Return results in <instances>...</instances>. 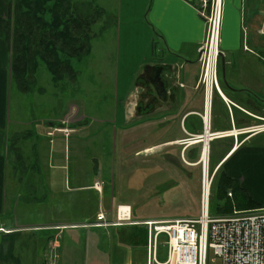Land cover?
I'll return each mask as SVG.
<instances>
[{"label": "crops", "instance_id": "obj_1", "mask_svg": "<svg viewBox=\"0 0 264 264\" xmlns=\"http://www.w3.org/2000/svg\"><path fill=\"white\" fill-rule=\"evenodd\" d=\"M9 2L10 0H0L1 15L7 12ZM105 2L106 0H83L73 10L82 16L95 17L91 25L93 31L107 10L114 13L112 17L116 27L112 32L115 29L117 32L118 29L119 33L115 40L114 54L118 70L117 89L122 96L120 103L127 105V111H123L128 119L130 114H134L135 120L150 116L136 114L137 95L145 88L143 79L150 65L160 62L174 65L175 70H167L166 74L170 76V86L178 87L175 91L171 88L173 101L164 102L163 108L156 111H167L176 106L178 134L165 141L166 143L172 145L176 142L181 145L178 142L181 139L200 133L202 116L208 109L210 132L240 130L261 124L260 121L264 119V0H223L220 49L224 55L219 57L218 64L224 96L216 90L211 93L209 89V101L208 91L206 93L205 85L201 83L202 67L199 61V47L206 42L208 32L207 22L200 11L201 0H117L116 7L113 8L107 7ZM70 3L72 5L71 0ZM222 57L225 59V70L222 67ZM70 60L75 69L74 61L81 62L83 57L80 59L78 56H70ZM246 61L249 65L245 64ZM41 65L45 66L42 63L38 69ZM46 70L51 82H54L47 67ZM37 71H30L32 80L28 90L22 89L19 84L23 94L27 91L34 96L31 84L37 80ZM76 72L78 73L77 70ZM77 73L71 77L76 78ZM120 76L123 77L122 81ZM10 80V45L0 38V264H48V250L53 245L56 255L58 253L57 237L62 229L106 227L100 225L102 221L109 226L121 225L123 222L120 220L128 218H118V207L128 209L124 206H130L132 215L133 205L128 202L117 203V219L110 221L108 216L114 209V195L108 192V188L100 180L99 167L95 163L90 169L82 167L78 161V152L75 166L71 167L67 133L71 129H82L80 126L85 125L87 115L84 99H78L80 102L73 99L69 109L61 104L59 114L52 116L43 109L48 104L46 100L34 96L32 106L36 103L39 105L40 116L29 118V121L13 118L16 120L13 123L17 141L13 146L12 168H9L10 144L5 132L8 131L9 124L7 101ZM38 90L40 93L45 91L42 87H38ZM59 101L58 99L57 102ZM165 115L167 113L163 116ZM32 123L35 127H25ZM34 130L38 131L36 143L29 141ZM54 131L65 136L63 148L57 147L58 151L51 145ZM263 133L264 131H258L243 135V138L242 134L228 136L223 133L220 137L228 136L223 142H226V148L222 147L215 164L223 165L229 175L238 178L251 197L261 205L260 208L264 207V141L258 140V137ZM43 144L47 146L45 154ZM26 145H32L36 149L33 152L35 163L24 164L23 151ZM54 161L56 164H52ZM70 190L78 193L80 204L91 202L96 204V208L93 207L92 212L85 217L71 221L67 212L65 217L61 216L62 211L54 212L53 207L68 205L67 193ZM22 197L32 209L44 208L46 218L34 219L28 209V215H25L22 212L24 206L20 205ZM100 213H104V220L98 218ZM145 221L148 219L123 224ZM140 241L145 244L143 240Z\"/></svg>", "mask_w": 264, "mask_h": 264}, {"label": "rangeland", "instance_id": "obj_2", "mask_svg": "<svg viewBox=\"0 0 264 264\" xmlns=\"http://www.w3.org/2000/svg\"><path fill=\"white\" fill-rule=\"evenodd\" d=\"M82 1L71 0L72 6L77 7ZM105 4L113 8L116 7L117 0H106ZM8 14L7 10L2 16ZM113 14L111 10H107L102 20L95 26L94 32L97 35L90 41L92 52L84 56L83 61H74V67L78 71L77 77L66 78L59 85H55V82H51L46 67L41 65L35 75L37 80L31 84L35 92L34 96L46 100L48 104L44 105L43 109L52 116L59 114L61 104L69 109L73 99H84L87 115L85 125L80 126L82 129H71V132L67 133L71 150V167L75 166L77 152L82 167L90 169L93 163L99 167L100 180L108 188V192L115 196H113L114 209L108 216L110 221L117 219L116 206L119 202L133 205L131 217L121 221L123 223H129L133 219L153 221L152 219L161 220L169 217H198L201 213L203 162L198 165L186 162L181 151L184 145H178L176 142L170 145L165 142L178 134L176 106L174 109L171 107L167 111L155 112L137 120L133 119L134 114L132 116L130 114L128 119L123 111H127V105L120 103L122 96L117 89L118 70L114 54L115 40L119 33L118 29L117 32L116 29L112 32L116 27ZM245 64L249 65L247 61ZM122 79L123 77L120 76L121 81ZM9 86L7 101L9 124L6 137L10 144L9 168L11 169L13 146L17 141L13 123L16 120L13 118L29 121L31 120L29 118L40 116L41 108L37 103L32 106L34 96L27 91L23 94L18 82L12 84L10 80ZM38 87L44 88L45 91L40 93ZM56 91L59 93H54ZM65 112L66 110L63 113ZM164 113L167 115L163 116ZM25 127H35V124ZM37 134L38 131L34 130L29 141L36 143ZM64 134L54 131L51 145L55 151H58L57 147L63 148ZM224 138L214 140L211 167L216 164L222 147L226 148V142L224 144L223 142L227 138ZM258 140L264 141V133L258 137ZM22 141H24L23 137ZM35 150L32 145H26L23 151L25 165L35 163V157L33 158ZM46 150L47 146L43 144L44 154ZM56 154L59 155L58 152ZM55 161L52 164H56ZM67 194L68 205L55 206L53 210L62 211L60 214L63 217L67 212L70 221L83 218L92 212L93 207L96 208L95 203L80 204L78 193L70 190ZM20 200V205L25 207H22L25 215H28L26 210L28 209L34 219L46 218L44 208L32 209L24 197ZM148 221L135 224H111L106 227L62 229L57 237L59 250L55 264H147L146 243L136 241L133 236L146 234ZM142 238L144 239V236ZM48 252V264H51V251ZM166 256L165 237L160 235L157 257L163 261ZM207 264H222L221 257L216 255L213 249L208 251Z\"/></svg>", "mask_w": 264, "mask_h": 264}, {"label": "built area", "instance_id": "obj_3", "mask_svg": "<svg viewBox=\"0 0 264 264\" xmlns=\"http://www.w3.org/2000/svg\"><path fill=\"white\" fill-rule=\"evenodd\" d=\"M201 14L207 22L208 32L206 42L199 47L201 63V83L212 93L216 90L224 96L218 74V60L224 55L220 49L221 27L223 17V0H201ZM207 111L202 116L204 130L207 132ZM211 129V119L209 115ZM264 131V123L245 127L240 130L211 132V138L224 134L235 136L243 132ZM203 134H191L178 141L184 147L202 141ZM224 137V136H223ZM214 173L210 172L203 162L201 179V213L195 218H175L146 222L148 226L147 264H207L209 249L221 257L222 264H264V207L250 210H236L230 215L212 216L209 212L210 188ZM231 195V193H229ZM123 211L129 218L131 208ZM118 218H121V208L118 207ZM98 218L104 220V213ZM120 221H123L120 220ZM107 226L108 223H100ZM165 235L167 247L166 259L160 261L157 257V245L160 235ZM50 263L55 264V245L51 247Z\"/></svg>", "mask_w": 264, "mask_h": 264}, {"label": "trees", "instance_id": "obj_4", "mask_svg": "<svg viewBox=\"0 0 264 264\" xmlns=\"http://www.w3.org/2000/svg\"><path fill=\"white\" fill-rule=\"evenodd\" d=\"M73 8L75 7L71 5L70 0H10L9 14L5 17L0 14V38L10 45L12 84L18 82L22 89L28 90L32 80L30 71L38 70L42 63L52 74L56 85L76 75L70 56H78L81 59L89 55L90 41L96 33L91 28L95 17L82 16ZM199 131L197 134L203 133V123ZM245 135L250 133H244ZM214 146V140H211L210 162ZM202 149L201 141L190 144L184 149L183 158L186 162L201 164L199 160ZM181 151L179 150V153ZM210 162V172H214L209 201V212L212 216L229 215L236 210L261 207L238 178L229 175L223 165L216 169L217 165L211 167ZM132 221L134 223L136 220ZM133 238L136 241L143 240L147 244L148 235L141 233Z\"/></svg>", "mask_w": 264, "mask_h": 264}, {"label": "flooded vegetation", "instance_id": "obj_5", "mask_svg": "<svg viewBox=\"0 0 264 264\" xmlns=\"http://www.w3.org/2000/svg\"><path fill=\"white\" fill-rule=\"evenodd\" d=\"M152 65H164L160 62H155ZM165 70L162 71V78H166L169 80L170 82V76L167 75V70L168 71H174L175 67L172 64H165L164 65ZM152 71L153 68L150 67L147 75L145 76L144 83H145V88H143L141 90V92L137 95V99H138V104H137V109H136V114L137 113H141L144 115H151L152 113H155L156 111H158L159 109L163 108V101L161 100L160 95H157L156 91H153V94L151 92L148 91V89H146V85L148 84L147 81L148 79L152 76ZM147 80V81H146ZM177 87V86H176ZM152 90L154 89L153 87L151 88ZM177 90V88H176ZM171 95H173V92H171V94L168 96V101L167 102H171L172 98ZM143 98V99H142Z\"/></svg>", "mask_w": 264, "mask_h": 264}, {"label": "water", "instance_id": "obj_6", "mask_svg": "<svg viewBox=\"0 0 264 264\" xmlns=\"http://www.w3.org/2000/svg\"><path fill=\"white\" fill-rule=\"evenodd\" d=\"M222 67H223V70H225V59L222 57ZM151 66V65H150ZM153 68V71H152V76L148 79L147 81V89L149 92H151L153 94V91H156L157 95H160L161 97V100L164 102H167L168 101V96L171 94L172 90L171 88L174 89V91L176 90V88L178 87H171L170 86V82L168 79L166 78H162V71L165 70L164 68V65H152L151 66ZM154 88L153 90L151 88ZM171 91V92H170ZM173 95H171V98L173 101ZM205 133V130L204 132ZM205 151V143H204V146H203V151H202V155H203V152ZM202 160V156H201V159Z\"/></svg>", "mask_w": 264, "mask_h": 264}, {"label": "bare ground", "instance_id": "obj_7", "mask_svg": "<svg viewBox=\"0 0 264 264\" xmlns=\"http://www.w3.org/2000/svg\"><path fill=\"white\" fill-rule=\"evenodd\" d=\"M209 98H210V93L208 91V101H209ZM208 111H209V109H208ZM208 111H207V115H206V119H207V132L205 131V133L202 136V141L205 143V151L203 152V155H202V162H205V165L206 166H207V164L209 162L208 161V157H209L208 156L209 155V144H210L209 142H210V139H213V137L212 138L210 137L211 136V132H210V129L208 127V125H209V121H208V118H209ZM124 207H126V206H124ZM126 208H128V207H126ZM122 210L125 211L126 209H122ZM123 211L121 212V218H128L129 219V217L126 216L127 214L126 213H123Z\"/></svg>", "mask_w": 264, "mask_h": 264}]
</instances>
